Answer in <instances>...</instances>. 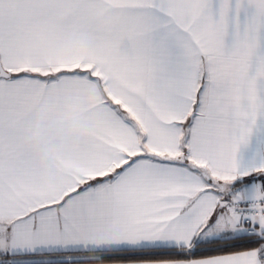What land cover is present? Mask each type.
I'll list each match as a JSON object with an SVG mask.
<instances>
[{
    "label": "snow or ice",
    "instance_id": "6c2138e0",
    "mask_svg": "<svg viewBox=\"0 0 264 264\" xmlns=\"http://www.w3.org/2000/svg\"><path fill=\"white\" fill-rule=\"evenodd\" d=\"M0 264H264V0H0Z\"/></svg>",
    "mask_w": 264,
    "mask_h": 264
}]
</instances>
